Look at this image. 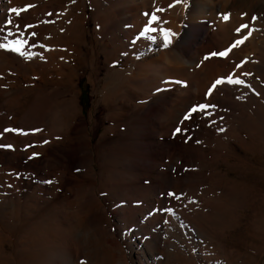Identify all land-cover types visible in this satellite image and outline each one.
<instances>
[{
	"label": "rangeland",
	"instance_id": "374dc122",
	"mask_svg": "<svg viewBox=\"0 0 264 264\" xmlns=\"http://www.w3.org/2000/svg\"><path fill=\"white\" fill-rule=\"evenodd\" d=\"M41 1L24 0L32 6ZM165 1L171 9L190 0ZM255 15L249 6L235 5L210 23L213 28L227 17L226 30L213 29L214 41L197 52L183 47L186 58L196 53V67L170 70L163 82L173 92L189 85L199 93L188 97L180 120L160 127L156 140L126 112L107 119L102 93L108 68L92 79L89 67L64 96L46 86L48 79L34 76L37 60L23 63L19 52L0 50V264H41L40 242L48 228L56 235L48 264H119L124 254L106 244L103 231L109 228L123 250L144 238L137 222L148 215L128 218L123 209L145 208L165 193L172 200L157 203L156 223L163 225L168 216L186 221L184 234L173 231L168 238L173 253L186 252L187 263L181 264H264V25ZM228 49L227 56L218 55ZM212 71L219 74L211 78ZM217 80L223 82L213 89ZM165 94L152 97L143 111ZM71 98L91 133L92 156L67 141L73 125L66 115L76 114L60 102ZM49 110L57 118L46 124ZM166 178L172 179L169 186ZM161 187L166 191L157 196ZM67 218L70 225L64 224ZM92 226L103 239L102 253L78 240ZM77 251L85 257L73 259ZM135 252L127 253L128 264H134Z\"/></svg>",
	"mask_w": 264,
	"mask_h": 264
},
{
	"label": "bare ground",
	"instance_id": "6f19581e",
	"mask_svg": "<svg viewBox=\"0 0 264 264\" xmlns=\"http://www.w3.org/2000/svg\"><path fill=\"white\" fill-rule=\"evenodd\" d=\"M216 1L190 0L168 9L165 0H42V4L37 6L24 0H0V44L6 46L0 47V50L19 52L20 57L25 60L22 59L23 63L37 60L38 67L33 69L34 76L48 79L46 86L64 96L72 93L76 80L89 67L92 79L102 68H108L111 73L102 93V100L106 102L109 113L107 119L113 118L115 111L126 112L127 115L136 117L134 124L146 126L148 136L156 140L161 133L160 127L171 120H180L188 97L199 93L198 88L191 89L189 85H179L177 92H173L171 83L163 82L170 70L196 67V53L194 57L186 58L182 52L183 47L197 52L206 42L214 41L213 29L222 32L226 30L228 22L224 18L213 28L210 23L217 14H225L235 5L249 6L264 25V0H218L219 5ZM12 9H18L19 14ZM205 25L208 27L205 28ZM193 26L196 27L195 30H188ZM177 43L182 45L181 49L176 46ZM123 59V66L117 68ZM33 65H37L36 62ZM218 74L219 71H212L211 78ZM164 92L166 96L160 102H153L149 109L143 111L152 97L164 95ZM226 97L225 94L222 98L224 102ZM60 105L66 111L67 106L71 105L76 114L74 119L80 122L74 125L76 120L67 113V123L73 125L69 129L67 141L75 144L78 153L87 150L92 156L91 133L81 123L84 117L74 98L62 100ZM171 107L175 108L174 112ZM55 115L50 110L46 111L43 114L45 123H54L57 118ZM171 180L166 178L165 185L169 186ZM146 191L143 188L142 191L135 192L141 195ZM165 191L163 187L159 188L157 196ZM66 200L69 201L70 198L66 197ZM157 200L158 202L145 208L131 206L123 209L128 218L139 215L143 220L147 215L151 217L147 216L146 220L137 222V232H144L146 235L137 242L125 245L124 250L127 252L122 249L109 228L102 230L106 244H115V248L124 254V259L119 264H128L127 253L132 250H136L134 264L187 263L186 252L173 253L168 241L175 233H185L188 227L186 221L168 216L165 222L162 221L163 225L156 223L157 203L165 206L172 199L165 193L161 201L159 198ZM64 224L70 225V219H64ZM95 224L94 221L93 225ZM94 226L89 235L83 233L78 236V240L102 253L105 245L101 244L103 239L100 235L92 233L98 231ZM47 230L40 238L43 252L41 264L51 261L48 260V245L56 239V235L49 228ZM193 232L204 235L197 229H193ZM61 238L64 241L69 239ZM67 242L71 243L73 239ZM180 247L192 251L183 242H180ZM84 257L77 251L73 259Z\"/></svg>",
	"mask_w": 264,
	"mask_h": 264
},
{
	"label": "snow or ice",
	"instance_id": "6c2138e0",
	"mask_svg": "<svg viewBox=\"0 0 264 264\" xmlns=\"http://www.w3.org/2000/svg\"><path fill=\"white\" fill-rule=\"evenodd\" d=\"M12 11L13 12H15V13H17V14H19V10L18 9H12ZM225 19H227V17H225ZM244 27H247V26H244ZM244 39H247V37H245ZM241 43H243V40H240V41H237L236 42V44H234L232 47H235V46H237L238 44H241ZM165 46H167V40H166V43H165ZM0 47H6L5 45H3V44H0ZM16 50H18V49H16ZM231 49H228V50H225L224 52H220V53H218V55H220V56H227V54H228V51H230ZM214 55H216L215 53H214ZM223 81L222 80H217L215 83H214V85L212 86L213 87V89L215 88V86L216 85H218V84H220V83H222ZM228 82H234V81H232L231 80V78H229V80H228ZM236 83H240L241 81H235ZM211 91V90H210ZM210 94V93H209ZM204 107H206V106H201V109H203ZM193 111H196V109H193ZM187 118V117H186ZM5 131H10L9 129H6ZM180 131V129H177V132H179ZM10 147V146H9Z\"/></svg>",
	"mask_w": 264,
	"mask_h": 264
}]
</instances>
